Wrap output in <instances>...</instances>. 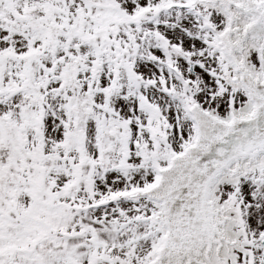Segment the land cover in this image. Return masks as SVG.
Listing matches in <instances>:
<instances>
[{"label": "snow or ice", "instance_id": "6c2138e0", "mask_svg": "<svg viewBox=\"0 0 264 264\" xmlns=\"http://www.w3.org/2000/svg\"><path fill=\"white\" fill-rule=\"evenodd\" d=\"M0 264H264V0H0Z\"/></svg>", "mask_w": 264, "mask_h": 264}]
</instances>
